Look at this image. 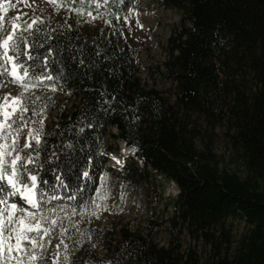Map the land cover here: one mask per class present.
<instances>
[{"label":"trees","instance_id":"16d2710c","mask_svg":"<svg viewBox=\"0 0 264 264\" xmlns=\"http://www.w3.org/2000/svg\"><path fill=\"white\" fill-rule=\"evenodd\" d=\"M133 1L65 0L63 16L12 36L9 45L19 44L24 55L18 62L11 47L7 55L29 73L23 88L47 90L32 97L24 92L26 111L13 119L21 115L32 131L17 164L25 165L24 175L37 176L32 212L57 222L55 254L67 264H264V0H157L181 14L161 74L175 84L173 101L144 86L135 68L138 49L123 42L118 21ZM86 14L117 24L86 32L78 18ZM56 90L75 101L69 109L56 100ZM111 127L118 130L114 140L135 152L123 169L176 185L169 223L210 248L204 259L177 241L160 246L152 234L128 227L111 243L105 240L114 230L80 236L60 219V207L79 212L91 201ZM218 136L245 176L220 165ZM230 220L248 227L237 240L226 229Z\"/></svg>","mask_w":264,"mask_h":264},{"label":"rangeland","instance_id":"374dc122","mask_svg":"<svg viewBox=\"0 0 264 264\" xmlns=\"http://www.w3.org/2000/svg\"><path fill=\"white\" fill-rule=\"evenodd\" d=\"M65 9V0H0V49L4 50V41L10 43L14 33L25 32L39 21L63 16ZM124 14L118 24L123 29V42L138 49L135 63L137 76L146 88L160 91L173 101L175 84L162 80L161 74L169 56V38L180 27L181 14L164 8L157 0H134L131 6L126 7ZM78 18L80 27L86 32L107 31L117 24L108 22L102 14H86ZM24 79L25 76L8 55L0 58V158L9 165V172L10 161L19 155L20 146L27 147L32 139L27 122H23L22 118L13 120L22 111L23 93L29 97L47 94L46 89L25 90L22 87ZM55 93L57 101L67 102L65 105L68 109L74 104V100H67L64 92L56 90ZM56 116L55 110L52 117ZM49 122L46 120V123ZM117 133L115 127L108 131L107 145L110 149L104 172L92 178L95 190L91 201L79 212L70 210L68 206L60 207V219L63 223H69L80 236L102 229L114 230L116 235L112 234L105 240L111 243L112 239L118 238L122 228L128 227L142 235L152 234L160 246L168 247L171 242L177 241L183 251L196 250L204 259L210 248L169 223L173 215L169 201L179 193L177 187L164 178L150 177L143 180L133 177L129 169H123V164L132 165L130 158L134 157V152L126 149L122 141L114 140L112 135ZM215 138L214 148L220 165L245 176L233 150L221 137ZM10 178V175L5 174L0 183L7 185ZM35 188L31 189V193L32 198L37 200ZM25 196L22 186L14 189L7 185L6 191L0 192V212H3L0 215V264H67L60 254H55L59 249L58 238L53 234L55 225L48 219L47 223L39 220L37 227V220L28 219L35 216L32 209L37 207H31ZM5 209L6 212L3 211ZM42 217L48 216L43 214ZM21 219H24V223H20ZM226 227L232 240L240 238L248 228L240 220H230ZM29 228L31 231H28ZM46 231L47 235L44 234ZM17 232L22 234L20 239H17ZM23 236L30 239H24ZM29 244L34 249L35 260L25 252V246ZM96 252L99 258H103V247L98 246Z\"/></svg>","mask_w":264,"mask_h":264},{"label":"snow or ice","instance_id":"6c2138e0","mask_svg":"<svg viewBox=\"0 0 264 264\" xmlns=\"http://www.w3.org/2000/svg\"><path fill=\"white\" fill-rule=\"evenodd\" d=\"M29 27H31V25H29ZM11 39V37L9 38ZM22 42V41H21ZM4 50L0 51V56H5L7 55V50L9 47H11V50L15 56V59L19 62L20 61V56L24 55L23 52L19 51V44L17 43H13L11 46L8 43V40L4 41ZM18 67H23L22 63H18L17 64ZM24 76L27 77L29 76V73L27 71V69H25L24 71ZM48 79H51V77H48ZM22 87H27L26 84L22 85ZM22 111H26V109H22ZM17 119H20V117L18 116ZM2 127V126H0ZM39 131V130H38ZM39 141L37 140V143ZM26 159H28L29 161H31V157H25ZM21 160V156L17 155L15 156L14 159H12L10 161V165H11V171L9 172V165L5 163V160L3 158H0V179L3 178V176L5 174L10 175V179H8L7 181V185H11L12 188L14 189H19L21 186L24 188L25 192H26V202L33 208L37 207V203L38 200L33 199L32 198V193H31V189H33L36 186V182H37V176L35 174H31L30 175V183H29V177L24 175V171H25V165L23 163H21L19 165V167H16L17 165V161ZM86 175V173H85ZM42 184L47 183V181H41ZM7 185H4L2 183H0V192H5ZM15 207V205L13 206ZM4 212L7 211V209L3 210ZM21 211H23V209L21 208ZM3 212H0V215H2ZM28 219L31 220H37V227H39V220H43L47 223L48 218L47 217H29ZM20 223H24V219L20 220ZM51 223L54 225L56 223V221H51ZM0 231H2V229H0ZM28 231H31V228L28 229ZM45 235H47V231L44 233ZM21 233L17 232V239L21 238ZM24 239H30L27 236H23ZM42 247V245H37ZM9 251H11V249L9 248ZM25 252L28 256L32 257L33 260L36 259V257L33 255L34 249L32 248V245H26L25 246Z\"/></svg>","mask_w":264,"mask_h":264},{"label":"bare ground","instance_id":"6f19581e","mask_svg":"<svg viewBox=\"0 0 264 264\" xmlns=\"http://www.w3.org/2000/svg\"><path fill=\"white\" fill-rule=\"evenodd\" d=\"M126 149H128V148L126 147ZM128 150H130V151H131V153H132V152H134L132 149H128ZM34 199H35V198H34Z\"/></svg>","mask_w":264,"mask_h":264}]
</instances>
